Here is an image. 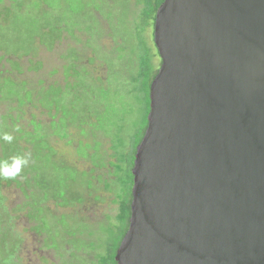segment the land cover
<instances>
[{"label":"water","instance_id":"water-1","mask_svg":"<svg viewBox=\"0 0 264 264\" xmlns=\"http://www.w3.org/2000/svg\"><path fill=\"white\" fill-rule=\"evenodd\" d=\"M117 264H264V0H164Z\"/></svg>","mask_w":264,"mask_h":264},{"label":"trees","instance_id":"trees-1","mask_svg":"<svg viewBox=\"0 0 264 264\" xmlns=\"http://www.w3.org/2000/svg\"><path fill=\"white\" fill-rule=\"evenodd\" d=\"M12 1L13 6L8 9L11 16H21V19L30 17L31 9L39 13L25 24L24 37L21 38L18 50L21 52H18V56L11 52L9 40H5L6 49L0 46L2 66L11 65L6 67L5 73L0 71V101L6 104L4 113H0V135L9 132L14 136L11 144L0 140V159L31 153V160L15 180H0V204L7 210V197L1 193L3 182L11 185L30 180H34L36 185L44 189L43 200L49 196L60 199L61 202H57L60 206L82 202L83 196L73 191L78 184V171L74 165L65 163V156L62 157L61 154L67 151L59 152L60 148L56 145L66 140V148L75 141L76 151L83 157L92 159L95 166L107 170L110 167L114 169L116 179L113 183L117 185L114 201L117 202V213L116 223H113L111 218L109 223L100 229L103 234L97 241L89 240L95 230L86 223H78L76 231L69 232L76 242L67 264H117V249L129 228L135 156L148 126L151 85L161 64L157 46L150 42L147 32L150 27H154L157 10L164 0H136L135 5L132 0H114L110 5L105 0H83L80 9L72 6L68 17L62 15L56 18L58 25L50 26L49 34L68 31L77 43L82 42L81 34H85L86 39L81 50H90L92 56L82 54L76 46H70L65 54L61 53L65 59L63 79L48 83L40 78L37 86H31V80L17 77L27 70L34 71L41 66V62L33 65L32 58L23 57L37 52L36 38L48 41V31L44 28L49 23L45 20L43 12L47 17V10L57 9L59 6L52 2L46 3L47 0H35V4L32 3L33 0ZM3 2L4 0H0V3ZM24 3L29 9L19 11V15L14 13L13 9L18 11ZM137 4L138 11L135 9ZM36 17L40 19L39 23ZM103 20L109 23V27L104 26ZM34 21L39 26L32 28ZM5 23L0 22V26ZM131 24L134 26L131 27ZM52 36L55 34H50L51 38ZM107 37L114 42L117 39L123 42L119 48L112 50L116 56L107 50L105 52V45H101ZM6 50L10 51L9 55H6ZM97 59L107 63L112 70L107 81L92 69L99 68ZM36 105L49 120H38V115L35 116L32 112ZM28 115L30 119L28 124H25L23 120ZM17 127L19 131L16 130ZM28 127L31 129H26ZM99 133L112 143L109 149H113L115 161L108 162L106 156L103 157V143L97 138ZM52 170L53 173L49 172ZM27 182L25 183L30 185ZM34 205L38 206L39 215L47 210L39 201ZM61 216H65L66 221L67 216L74 214L64 213ZM43 220L47 224L48 217L43 216ZM13 252L16 253L14 244L7 247L5 241H0V264H11ZM91 252L94 253V259L88 258Z\"/></svg>","mask_w":264,"mask_h":264},{"label":"rangeland","instance_id":"rangeland-1","mask_svg":"<svg viewBox=\"0 0 264 264\" xmlns=\"http://www.w3.org/2000/svg\"><path fill=\"white\" fill-rule=\"evenodd\" d=\"M86 1L88 2L89 0ZM113 1L114 0H105L108 5ZM50 2L59 7L57 9L47 10V17L43 12L45 20L49 23V25L44 28L46 32L48 31V41L46 42L40 38H36L35 47L37 48V52H32L30 55L23 57L32 58L33 65L37 62H41V66L34 71L27 70L17 77L18 79L31 80V86H37V82L40 78L46 80L48 83L54 82L55 80L61 81L63 79V65L65 60L61 53L65 54L70 46H76V48L78 47L81 50L86 39V35L81 34L82 42L77 43L75 38L71 36L68 31H61L60 33L52 32L50 34H55L52 38L49 34L50 26L58 25L56 18L62 15L68 17L71 7L73 6L74 8L80 9L83 5V0L46 1V3L49 4ZM132 2L134 3L136 0H132ZM12 3V0H4L3 3H0V22L5 23V21L9 19L4 26H0V46L6 49L5 40H9L11 42V52H13L15 56H18L21 52L18 50L20 49L21 38L24 37L25 24H28L32 16L35 17L39 12L31 9V16L22 19L21 16H11L8 9L13 6L11 5ZM32 3L35 4V0H33ZM29 5H31V3ZM45 8L48 9V7ZM15 9H13L15 11L14 13L19 15V11L24 12L26 9H29V6L24 3L22 4V8L17 9L18 11ZM136 10L138 11V4L136 5ZM36 20L39 23L40 19L38 17H36ZM65 22L67 23V20ZM33 23L32 28L33 26H39L35 21ZM103 23L104 26L109 27V23L106 20H103ZM133 26L134 25L131 24V27ZM40 27L43 26L40 25ZM147 36L152 43L153 34L151 33V29L147 32ZM101 45H105V52L107 50L113 56H116L112 50H114L115 47L119 48L123 45V42L119 41V39L114 42L110 37H107L101 42ZM81 51L84 55L87 54L92 56L90 50L87 51L82 49ZM9 52V50H6V55H9ZM132 56L135 57V55ZM25 61H27V59L24 60V62ZM96 63L99 68H91L96 74L107 81L108 75L112 73L109 65L100 59H97ZM157 63H159L158 58ZM6 67H11V65L6 64L2 66L0 62V71L2 70L5 73ZM57 70L58 72H56ZM54 71L55 73H53ZM1 95L0 85V100ZM5 105L4 102L0 101V113H4ZM32 112L35 116L36 114L38 115L36 116L38 120H49V117L45 113H42V109L38 108V105L35 106ZM29 119L30 115L26 116L23 120L24 123L28 124ZM26 129L30 130L31 128L28 127ZM74 131L75 129H73V132ZM74 136L73 134L72 137ZM97 138L103 143V157L106 156L108 162L115 161L116 159L113 156L114 151L113 149H109L112 145L109 139L102 133H99ZM56 145L60 148L59 152H61V150L67 151L65 154H61L62 157L65 156V163L74 165L78 171L79 180L78 184L73 188V191L82 195L84 199L82 202H77L73 205L60 206L57 205V202H61L60 199L49 196L46 200H43L42 196L44 194V189L42 186L36 185L34 180L25 181L30 185H27L24 181H22L21 184L13 183L11 185L3 182L1 193L7 197L8 208L6 210V207L0 204V241H5L7 247H12L13 244L16 246V253L14 254L13 252L11 254L13 255L10 261L11 264H67L72 257L74 243L76 242V239L69 235V232L76 231L75 228L78 223L82 222L89 224L95 230L89 238V240L92 241H97L98 237L103 234V231L100 229L106 226L111 218H113V223H116L115 215L117 213V202L114 200L116 198L115 192L117 190V185L113 183V180L116 179L114 169L111 168L110 165L108 166V168L110 167L109 170H107V168L95 166L92 159L85 158L81 153L76 151L75 141L66 148L64 147L68 145L66 140H62L56 143ZM1 152L2 150H0V155ZM91 152H93V150H91ZM53 171L54 170L49 172L53 173ZM78 177L76 176L75 178L77 179ZM89 182L90 186H88ZM107 183L110 185L108 186ZM36 201H39L40 204L47 207V213L45 211L43 214L39 215L37 211L38 206L34 205ZM64 213L69 215L74 214V216H67V220L64 221L66 217L61 216V214ZM43 216L48 217L47 224L43 220ZM85 235H87V233ZM76 237H78L77 234ZM88 258L94 259V253L91 252Z\"/></svg>","mask_w":264,"mask_h":264},{"label":"clouds","instance_id":"clouds-1","mask_svg":"<svg viewBox=\"0 0 264 264\" xmlns=\"http://www.w3.org/2000/svg\"><path fill=\"white\" fill-rule=\"evenodd\" d=\"M19 131V128L16 129ZM0 140L11 144L14 141V136L9 132H4L0 135ZM31 160V153L23 155H14L7 159H0V180H15L19 177L25 167Z\"/></svg>","mask_w":264,"mask_h":264},{"label":"flooded vegetation","instance_id":"flooded-vegetation-1","mask_svg":"<svg viewBox=\"0 0 264 264\" xmlns=\"http://www.w3.org/2000/svg\"><path fill=\"white\" fill-rule=\"evenodd\" d=\"M136 4V2H134V5ZM136 9V8H135ZM155 26V25H154ZM151 29V33L153 34V39L151 40L152 41V43L154 42L155 43V39H154V27H150L149 28V30ZM148 30V31H149ZM155 45H156V43H155ZM157 48V47H156ZM161 63H162V61H161ZM161 65V64H160ZM160 67V66H159Z\"/></svg>","mask_w":264,"mask_h":264}]
</instances>
